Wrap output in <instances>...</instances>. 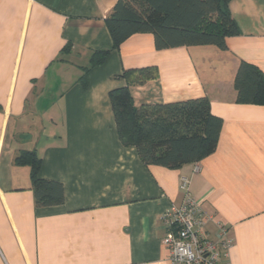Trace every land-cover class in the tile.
I'll list each match as a JSON object with an SVG mask.
<instances>
[{"label":"crops","instance_id":"0c3cea01","mask_svg":"<svg viewBox=\"0 0 264 264\" xmlns=\"http://www.w3.org/2000/svg\"><path fill=\"white\" fill-rule=\"evenodd\" d=\"M118 1L0 0V264H170L162 214L183 206V179L205 231L235 241L222 264H264V106L236 103L234 88L241 62L264 73V0L230 1L241 35L225 51H158L148 33L115 49L105 20ZM148 67L159 78L131 88L135 105L210 99L223 120L212 155L147 167L122 144L110 93ZM23 151L63 184L64 204L36 206L31 168L15 164Z\"/></svg>","mask_w":264,"mask_h":264},{"label":"trees","instance_id":"16d2710c","mask_svg":"<svg viewBox=\"0 0 264 264\" xmlns=\"http://www.w3.org/2000/svg\"><path fill=\"white\" fill-rule=\"evenodd\" d=\"M231 0H119L105 20L118 49L135 34H152L158 51L193 46H215L227 50L226 40L240 36L233 19ZM67 46L63 52L68 50ZM109 50L95 52L86 73L103 65ZM127 86L112 91L117 131L125 147H136L147 167L180 169L212 155L218 146L223 120L211 112L208 98L169 104L135 105L131 88L159 78L156 68L126 70ZM236 103L264 106V73L241 62L234 81ZM15 164L31 168L37 207L60 206L65 202L63 184L40 178L42 160L35 151H23Z\"/></svg>","mask_w":264,"mask_h":264},{"label":"built area","instance_id":"2783aa9c","mask_svg":"<svg viewBox=\"0 0 264 264\" xmlns=\"http://www.w3.org/2000/svg\"><path fill=\"white\" fill-rule=\"evenodd\" d=\"M182 189L186 192L183 206L162 214L166 230L163 244L169 251L170 264H222L229 257L234 239L225 231L222 235H209L205 231L208 217L201 203L189 194L186 179Z\"/></svg>","mask_w":264,"mask_h":264}]
</instances>
